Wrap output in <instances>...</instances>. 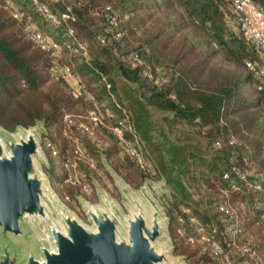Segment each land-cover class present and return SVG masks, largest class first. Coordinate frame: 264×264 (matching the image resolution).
Here are the masks:
<instances>
[{
    "label": "trees",
    "instance_id": "16d2710c",
    "mask_svg": "<svg viewBox=\"0 0 264 264\" xmlns=\"http://www.w3.org/2000/svg\"><path fill=\"white\" fill-rule=\"evenodd\" d=\"M3 1H0V126L14 131L18 126L27 128L39 120L44 121L46 127L58 125L63 110L74 104L71 89L61 82L63 79H54L44 90L49 81L50 54L26 37L22 23L3 7ZM15 1L26 15H36L51 25L27 0ZM223 1L229 3V0H68L75 17L70 22L74 28L77 25L85 29L90 8L109 4L126 18L130 33L139 32L140 44L131 52H137L152 65L165 64L170 72L159 77L151 72L152 78H149L143 73L144 64L132 68L128 62L118 64L120 74L138 84L148 105L170 114L164 121L172 136L179 137L178 127L187 125L213 148L212 158L192 154L195 167L192 179L207 184L213 177L226 186L229 181L223 180L221 175L234 151L240 153V158L246 155L264 169V84L258 87L260 79L251 70L237 73L212 64L214 52L209 49L212 43L227 50L229 42L240 40L233 33L223 34L218 26L224 15ZM255 1L264 9V0ZM177 5L208 33L207 41L181 34L184 21L182 16L173 13ZM57 6L64 10L63 5ZM55 29L64 33L63 27ZM242 36L253 50H261ZM241 48L236 55L240 60L249 55L244 45ZM62 55L64 63L79 76L81 83L84 81V86L90 88L96 83L104 88L100 76L110 72L106 61L90 57L79 61L81 55L68 48H63ZM249 57L245 61L251 59ZM160 78L166 81L161 80L158 85L155 79ZM231 137L235 139L234 144L229 143ZM216 141L221 143L218 148L214 146ZM120 166L117 169L131 183L138 184L148 175L127 156ZM236 183L240 186V182ZM175 201L174 205L179 208L181 202L177 198ZM182 211L177 212L179 216ZM193 212L205 224H213L215 220V215L207 210Z\"/></svg>",
    "mask_w": 264,
    "mask_h": 264
},
{
    "label": "rangeland",
    "instance_id": "374dc122",
    "mask_svg": "<svg viewBox=\"0 0 264 264\" xmlns=\"http://www.w3.org/2000/svg\"><path fill=\"white\" fill-rule=\"evenodd\" d=\"M99 7L100 6L90 8L87 17L88 22L85 24V29H82L76 25L75 31L79 38L84 39L89 43L90 59L106 61L109 64L110 72L106 76L111 79L110 81L113 85V98L121 102L126 108L130 115V121L132 124L131 113L126 104V95L124 96L122 93L126 91L124 93L132 95L129 90H132V87H136L138 84L130 81L128 83L124 82L125 80H123L122 75L119 72L118 64L128 63L129 54L140 44L139 32L130 33L126 26V18L121 16V26L124 32L122 39L119 42H110L108 44L109 46L101 45L98 40V36L105 33L104 25L101 18L94 13V10ZM221 7L224 12L223 19L218 24L219 28H221V32L225 35L233 33L240 40L238 42H229V48L227 50L221 46H215L212 43V45L209 47L210 51L214 52L212 64L231 72H251L244 64L245 59L247 57L250 58L249 56H251V59L256 62L257 68L264 73V50H253L251 47H249L242 34L239 33L237 19L231 10L230 4L223 1ZM55 10L57 12H61L63 7L57 6L55 7ZM116 10L120 12L118 9ZM173 13L182 16V20L184 21V27L181 31L182 35H185L187 38H194L196 40L202 41H207L209 39L208 33L201 26L193 23L192 20L183 13V10L178 5L176 6ZM31 16L43 31L58 38V40L62 42V50L63 48H68L70 50L72 49L71 47H68L70 41L65 36H63L61 31L56 30L53 25H49L48 23L44 22L42 19H40V17H36V15L33 14ZM243 45L246 47V49H248L249 55H244V58L240 60L236 58V55ZM81 59L82 57L78 56V60L81 61ZM61 61L64 62V55L61 56ZM91 61L92 60H90V62ZM143 63L145 68L155 74L156 77L162 76L164 74L168 75L170 72L165 64L152 65L151 63H147L145 59L143 60ZM75 79L80 81V83L82 81L77 74L72 72V76L68 80L61 81L64 84H67V86L71 89V93V83ZM53 81L55 80L49 77V81H47L43 87L44 90H46L48 85H50V83ZM83 83L84 81L81 84ZM90 86V88L88 85L85 87L89 93L93 95L99 103H101V112L107 108L110 111H113L115 117L120 116L121 113L115 108L113 98L108 94L107 90L100 87V84L96 83ZM137 92H140L141 97L144 99L142 90L140 89L137 91L136 89L135 93L138 94ZM72 98L74 100L73 106L70 109L63 110V114L58 125L46 127L44 121L39 120L43 125V130L40 132V148L42 152V158H36V161L40 170L45 176L48 187L54 196L62 204H64V206L83 224L88 227H93L92 222L89 220V217L86 214L84 204L99 206L101 204V193L103 192L126 214L128 201L122 194L121 188L119 186L120 183L124 181L131 187L132 190L138 192L146 180H149L154 184H158L162 182V177L153 161L146 154L147 152L138 137L141 144V149L150 161L153 171L151 174L142 177L140 183L138 184L136 182H128L122 175L121 171L117 169V167L121 168L120 165L126 161V156L121 152L118 142L106 127L114 122L115 117L107 118L106 126L99 128L96 131L95 137H91L81 131L77 125L80 122H88V113L92 109V104L90 100L84 95L75 96L72 93ZM160 114L166 116L170 115L163 111ZM66 116L71 117L76 125L70 124L71 126H68V124L64 122V117ZM1 127L2 126H0V130ZM158 128L160 135L165 136L164 133L167 129L166 123L163 125L160 122ZM10 132L12 134H16L18 131L14 130ZM178 133L179 137H174L169 132L171 138L174 141L183 142V140H187V138L190 139V142L188 141L190 144L189 148L195 152H191V156L192 154L197 157L206 158H212L214 156L213 148H211L207 140L201 137L198 133L194 132L191 127L187 125H180L178 127ZM46 140L51 141L58 150L59 153L57 156H53L46 148ZM156 140L161 142L159 136L156 137ZM77 146L79 149L84 151L85 157L83 160L78 161L74 174L79 176L82 183L88 185V192H85L80 185H73L66 181L67 172L63 166V163L67 159L73 160ZM244 156L247 160V163L242 164L243 169L247 170L250 174L252 172L264 173V169L259 166V164H257L252 159L251 161L248 160L246 155ZM191 159L193 160L192 157ZM194 175L195 167L193 161L192 174L187 180H185L187 187L193 191L194 201H190L191 203L182 201L178 196L171 193L169 189H166V193L161 192L158 195H154L159 204L162 206L164 214L168 219L167 230L164 233L165 237L162 242H168L171 258L174 260H179L183 264H225L226 260L232 262L233 264H242L244 256L237 248L227 249L223 257H217L207 251H202V242L198 236L193 243L186 241V234L194 233L193 226L188 220L180 222L178 220L179 215L177 212L179 210H183L181 216L186 218L184 209L188 208L190 213H192L194 216H196V214L193 212L194 210H207L215 215V220L212 225H215L219 232H221V234H218V239L221 241H223L224 238H229V232L234 226H240L242 233L237 239L238 244H249L255 248L264 262L263 229L260 224L254 223L257 219L258 212L253 208V199L255 196H258V194L253 190L248 192L247 190L242 189L240 193L235 194L236 192H227V195H225L224 192L221 191V188L224 186L217 179L212 177L209 183L204 184L199 180L192 179ZM66 197H68V199ZM175 198L181 202L179 208H176L174 205L176 202ZM228 199L229 201H227ZM224 202L229 203L230 208L234 212L235 220H233V218L232 220H227L226 216L217 210V204ZM195 204H198L199 207H203L200 208L203 210L197 209L194 206ZM171 217L174 218L173 221L171 220ZM53 219L58 221L56 214L53 215ZM34 229L37 236H46L45 224L35 223Z\"/></svg>",
    "mask_w": 264,
    "mask_h": 264
},
{
    "label": "water",
    "instance_id": "95a60500",
    "mask_svg": "<svg viewBox=\"0 0 264 264\" xmlns=\"http://www.w3.org/2000/svg\"><path fill=\"white\" fill-rule=\"evenodd\" d=\"M136 89L140 90L138 86L129 90L132 95L122 94L133 130L162 182L146 180L135 192L122 181L119 186L128 201L126 214L102 192L99 206L84 204L93 227L70 212L46 183L36 161L42 158V122L18 126L16 134L1 127L0 264H183L171 258L168 242H162L168 219L154 195L169 189L184 202L194 201L185 180L192 174L190 156L195 152L189 148L190 139L174 141L168 126L165 136L160 135L159 123H166V115L148 105ZM158 136L161 142L156 140ZM35 223L45 224V237L37 236Z\"/></svg>",
    "mask_w": 264,
    "mask_h": 264
},
{
    "label": "built area",
    "instance_id": "2783aa9c",
    "mask_svg": "<svg viewBox=\"0 0 264 264\" xmlns=\"http://www.w3.org/2000/svg\"><path fill=\"white\" fill-rule=\"evenodd\" d=\"M27 2L55 28L63 27V34L70 41L68 47H71L73 51L79 53L83 59H89V43L77 36L75 28L70 23L75 17L71 12V6L68 0H27ZM229 3L231 10L236 16L239 31L244 35L250 45L257 49L264 50L263 7L255 0H229ZM2 5L22 23L26 37H28L39 49L49 52V77L52 79L68 80L72 76V71L68 64L61 61L62 44L49 34L43 32L31 16L26 15L25 11L15 0H4ZM57 5H63L64 10L57 12L55 10ZM94 13L101 18L104 25L105 33L98 36L100 44L107 45L111 41H120L124 32L122 30V18L119 12L113 6L106 4L95 9ZM128 62L132 68H138L144 64L137 52L130 53ZM245 65L260 79L261 83L258 86L260 88L261 85L264 84V73L257 68L254 60H246ZM143 73L147 77L152 78L151 71L147 68L143 69ZM161 80L166 81V78L155 79V83L159 85ZM100 81L104 84V88L107 90L108 94L113 98V85L109 78L106 75H101ZM71 88L75 96L84 95L92 104V109L88 113V122H80L77 127L89 136L95 137L96 131L106 126V119L113 118L115 115L113 111L107 108L104 109L105 112H101V103H99L77 79L73 80ZM113 101L115 103V108L121 114L115 117L111 125L106 127L118 142L121 152L131 158L135 165L144 173L151 174L153 171L151 163L141 149L140 141L133 130L128 111L121 102L117 101L115 98H113ZM64 122L67 123L68 126L76 125L71 117L68 116L64 117ZM234 142L235 139L231 137L229 143L234 144ZM45 146L53 156L58 155L59 152L51 141L46 140ZM214 146L218 148L221 146V143L216 141ZM76 148L73 160L67 159L63 163L67 172L66 181L73 185H80L85 192H88V185L82 183L79 176L74 174L78 161L83 160L85 157L84 151L79 149L78 146ZM244 163H247V160L245 158H240L239 153L236 151L230 153L227 167L222 171L221 175L222 179L229 181V183L221 188V191L227 195V192L242 191V189H244L248 192L253 190L258 194V196H255L253 199V208L258 212L257 219L254 223L261 225L264 237V173L252 172L250 174L247 170L243 169L242 164ZM236 181L240 182V186ZM66 198L68 199V197ZM227 201H229V199ZM217 210L225 215L227 220H232V218L235 220L234 212L230 208L228 202L218 203ZM184 212L186 218L179 216L178 220L180 222L188 220L193 226L194 231L193 234H186V241L193 243L198 236L202 242V251H207L217 257H223L227 249L237 248L244 256L242 264H264L255 248L249 244H238L237 239L242 233L240 226H234L229 232V238H224L223 241H221L218 239V234H221V232H219L215 225L203 223L199 218L190 213L188 208L184 209ZM225 264L233 263L226 260Z\"/></svg>",
    "mask_w": 264,
    "mask_h": 264
},
{
    "label": "crops",
    "instance_id": "0c3cea01",
    "mask_svg": "<svg viewBox=\"0 0 264 264\" xmlns=\"http://www.w3.org/2000/svg\"><path fill=\"white\" fill-rule=\"evenodd\" d=\"M122 78H123V80H125L123 76H122Z\"/></svg>",
    "mask_w": 264,
    "mask_h": 264
}]
</instances>
